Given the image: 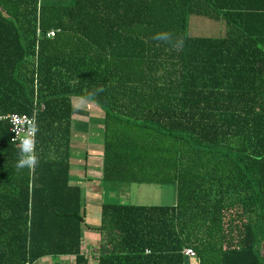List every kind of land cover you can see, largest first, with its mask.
<instances>
[{
  "label": "trees",
  "instance_id": "16d2710c",
  "mask_svg": "<svg viewBox=\"0 0 264 264\" xmlns=\"http://www.w3.org/2000/svg\"><path fill=\"white\" fill-rule=\"evenodd\" d=\"M221 21L190 36L187 18ZM52 32L51 37L47 36ZM103 112L101 177L171 185L172 205L103 203L93 263L68 182L71 98ZM0 264H264V0H0Z\"/></svg>",
  "mask_w": 264,
  "mask_h": 264
},
{
  "label": "crops",
  "instance_id": "0c3cea01",
  "mask_svg": "<svg viewBox=\"0 0 264 264\" xmlns=\"http://www.w3.org/2000/svg\"><path fill=\"white\" fill-rule=\"evenodd\" d=\"M71 106L68 182L71 186L77 187L80 192V205L83 212L80 245L82 252L87 254L88 258L93 263V259L97 257L100 241L98 232L95 230L98 224L95 227L89 226L87 224L88 216L91 213L99 214L100 206L103 203L128 205L130 202V186L137 184L118 185L108 184L102 181L101 152L103 112L97 109L92 103L76 97L71 98ZM74 106L77 107L76 112H74ZM91 106L93 107L90 108ZM83 107H88L90 109H85ZM140 186H153L157 189L163 186L168 187L169 190L172 191L168 194L170 202L167 205H172L174 203L175 194L173 186ZM109 197L113 198V202L106 201ZM54 261L58 264H64L66 261L72 264L73 260L72 257L41 258L33 264H52ZM185 261V264H193V260L191 259H186Z\"/></svg>",
  "mask_w": 264,
  "mask_h": 264
},
{
  "label": "rangeland",
  "instance_id": "374dc122",
  "mask_svg": "<svg viewBox=\"0 0 264 264\" xmlns=\"http://www.w3.org/2000/svg\"><path fill=\"white\" fill-rule=\"evenodd\" d=\"M187 33L190 36H204V37L217 38L223 34V24L221 21H211L203 17L189 16L187 18ZM92 107L93 106H91L90 108ZM83 108L90 109L88 107L87 108L83 107ZM73 109L74 112H76L77 107L74 106ZM170 191L172 190H169L168 187H164V186L157 189L153 186L131 185L129 204L135 206L167 205L170 202V199L168 198V194L170 193ZM106 201L113 202V198L109 197V199H107ZM98 220H99V214L91 213L88 216L87 224L89 226L95 227L97 226V224L99 225ZM52 264H58V263L54 261ZM64 264H70V262L66 261Z\"/></svg>",
  "mask_w": 264,
  "mask_h": 264
},
{
  "label": "built area",
  "instance_id": "2783aa9c",
  "mask_svg": "<svg viewBox=\"0 0 264 264\" xmlns=\"http://www.w3.org/2000/svg\"><path fill=\"white\" fill-rule=\"evenodd\" d=\"M52 32L47 36L51 37ZM0 121L6 122L9 131V143L23 152L26 158L31 161L34 146V119L22 114H7L0 116ZM182 256L186 259H193L194 252L189 249L182 250Z\"/></svg>",
  "mask_w": 264,
  "mask_h": 264
}]
</instances>
